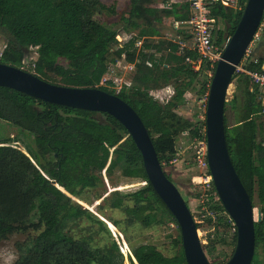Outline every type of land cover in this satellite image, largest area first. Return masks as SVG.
I'll use <instances>...</instances> for the list:
<instances>
[{
    "label": "trees",
    "instance_id": "16d2710c",
    "mask_svg": "<svg viewBox=\"0 0 264 264\" xmlns=\"http://www.w3.org/2000/svg\"><path fill=\"white\" fill-rule=\"evenodd\" d=\"M129 1L127 16H121L116 24L118 29L96 19L97 15H116L115 5L107 6L101 0H0V35L4 39L0 63L22 68L52 84L97 88L118 96L142 120L164 168L163 164L175 159L181 134L186 133L189 139L197 136L198 116L187 120L177 111L187 92L200 96L208 92L214 68L204 60L198 70L193 68L199 56L191 50V35L184 27L176 31L186 44L183 49L161 35L164 17L179 23L190 19L188 2ZM246 1L210 5L215 45L221 47L232 36ZM121 33L127 38L120 41ZM261 42L264 49V39L257 43ZM34 49L37 56L24 69V59ZM122 55L133 69L129 85L117 93L111 80L101 82L109 64ZM245 56L240 63L244 71L264 73V54ZM232 86L231 98L224 105L225 139L234 169L252 201L256 197V207L261 211V221L254 224L251 263L259 264L258 249L264 255V99L245 72L234 73ZM166 87L173 89V95L161 102L152 92ZM96 114H102L104 121L96 119ZM4 127H17L29 140L23 146L31 159L12 146L19 139L5 135ZM102 171L109 178L119 171L144 185L134 191H112L99 211L105 207L119 210L126 224L132 216L146 221L143 211L151 209L152 226L176 228L171 241L176 252L172 256H165L151 244H139L133 248L130 264H187L177 222L148 182L140 152L116 119L0 87V241L30 229L38 232L19 249L12 264H124L119 244L111 238L106 223L73 200L98 187ZM99 198L96 194L94 201ZM202 205L206 211L221 214L203 219L217 234L215 240L208 239V252L212 253L219 243L218 233L228 232L232 222L217 196ZM108 221L118 228L121 224ZM81 222L92 226L75 236L73 229ZM200 225L196 222L197 229ZM235 242L236 230L232 247Z\"/></svg>",
    "mask_w": 264,
    "mask_h": 264
},
{
    "label": "water",
    "instance_id": "95a60500",
    "mask_svg": "<svg viewBox=\"0 0 264 264\" xmlns=\"http://www.w3.org/2000/svg\"><path fill=\"white\" fill-rule=\"evenodd\" d=\"M264 12V0H247L241 18L217 62L209 85L205 112L207 163L218 199L236 227V242L224 264H251L255 254L254 224L261 211L245 190L231 162L224 130V105L232 77L244 58ZM0 87L24 93L46 103L105 113L127 131L141 154L148 182L175 218L187 264H210L193 215L158 161L152 139L137 113L118 96L97 88L52 84L21 68L0 63ZM256 214V218H255Z\"/></svg>",
    "mask_w": 264,
    "mask_h": 264
},
{
    "label": "rangeland",
    "instance_id": "374dc122",
    "mask_svg": "<svg viewBox=\"0 0 264 264\" xmlns=\"http://www.w3.org/2000/svg\"><path fill=\"white\" fill-rule=\"evenodd\" d=\"M101 2L107 6L113 4L116 7V15L114 16H96V19H98L105 25H116L121 16H127L130 6L129 0H101ZM232 3L233 2H230V4ZM161 5L162 4H159L158 6ZM219 26L221 27L222 25L220 24ZM115 28L119 29L120 25H116ZM160 29L161 35L164 39H168L177 43L179 41L183 42L176 35L177 30L174 28L173 19H171V17H164L162 19ZM126 38L127 35L121 33L117 39L121 41ZM3 43L4 39L2 35H0V52L2 51ZM262 43L263 42L259 44L254 43L253 45H251V48L249 47L246 55H253L252 58L261 57L264 54ZM36 56L37 51L34 49L32 50L31 54L24 59V69H28L31 59L35 58ZM112 65L113 72L108 76L105 75L104 78L108 79L109 77V79L113 80L114 87L116 88L129 79V76L132 72V70L130 69H132L133 65L126 63L124 60H116V62ZM170 89L172 88L170 87ZM232 89L233 86L231 85L229 87L227 100L231 98ZM166 90L167 87L159 89L158 91H153L152 93L155 95L154 97L156 99L161 102H165L169 96V93ZM199 97L200 95H196L194 91L187 92L184 97V103L180 105L177 111L178 114L187 120L196 119V117L203 113L204 110L202 105L198 104ZM95 118L100 121H104V116L102 114H96ZM4 132L5 135L7 134L11 137H16L19 139L18 142L13 143L12 146L28 158L29 154L25 151L23 145L29 140L21 136V134L19 133V129L17 127L12 129L4 127ZM188 140L189 138L186 133H183L179 136L176 144V161L164 166L163 169H165L164 171H166V173L170 175L176 188L182 195L183 199L186 201L195 222L201 223V228L198 229L199 239L203 244V250L208 261L210 262V264H224L227 260H229L234 249L231 244L233 230L231 228L226 233H218L216 241H219V243L216 244L215 249L212 253L208 252V239L210 238L212 240H215L217 234L214 232V229L212 227H209L205 223H203L204 217L202 218L201 214L202 192L199 193V187H196L192 183V177L195 176L198 172L193 165V153L187 150ZM29 159L31 158L29 157ZM142 185H144L143 182L125 178L120 174L119 171H115L110 178L107 176L105 171H102L100 176V185L98 187L85 192L80 199L73 198L76 203L89 210L97 218L106 223L111 238L116 240L119 244L120 252L124 256V264H130L129 257L132 256L133 248L139 244H151L165 256H172L176 252V249H174L171 244L172 237H174L176 234V228L173 225L152 226L154 218L152 216L153 214L151 209H146L143 211V218L147 217L146 221L141 222L137 219L136 216H132L133 218L131 217L132 219L128 220L126 224L122 223V221L124 220V215L119 210L105 207L102 212L99 211V205L102 206L104 204V200L112 191H134L140 188ZM96 194H98L100 198L99 200L94 201ZM197 194H200V198L196 197ZM253 203L255 205L254 208L256 213V197H254ZM220 215L221 214H216L214 218H217V216ZM108 219L119 221L121 223L119 228L111 224ZM91 226L92 225L89 222H81L77 228L73 229L75 232L74 235L78 236L79 234L85 233L86 230H88V228ZM37 234V231L30 229L27 232L17 233L11 235L6 240L0 241V264L14 263L19 256V249L23 245L29 244ZM258 259L259 264H264V255L262 254L260 249H258Z\"/></svg>",
    "mask_w": 264,
    "mask_h": 264
},
{
    "label": "built area",
    "instance_id": "2783aa9c",
    "mask_svg": "<svg viewBox=\"0 0 264 264\" xmlns=\"http://www.w3.org/2000/svg\"><path fill=\"white\" fill-rule=\"evenodd\" d=\"M186 2H188L190 6L191 17L186 22H180V23L174 22L173 23L174 28L177 30L179 28L182 29V27H184L183 29H186L185 31L191 35L192 45L190 48L191 50L195 51L199 56V60H197L196 63H192L194 64L195 70L199 69V65L202 60L206 61L209 64L210 69L212 68L215 69V66L217 62L220 60L221 55L225 49V46L228 40L221 47L215 45V43L213 42V30L215 28V19L210 17L209 7L213 3H221L224 6H229L232 0H186ZM262 19H261V22L258 26L256 33L253 36L252 43L249 46L250 48H251V45H253L254 43H257L264 39V12H263ZM140 44H141L140 42H137V46H140ZM178 44L180 45L181 49L186 47L185 42L179 41ZM0 56H1V52H0ZM119 60L125 61V56L122 55L119 59H117V61ZM132 69H133V66H132ZM236 71L245 72L246 74H248L251 77L252 81L256 85H258V87L261 89L263 93V99H264V73L263 72L262 73L261 72H246L243 70V68L240 65L237 67ZM112 72H113V65L111 63L110 68L108 67L106 76H108ZM117 73H118V70H117ZM209 75L211 76L212 74H209ZM109 80H111L109 79V77L108 79L103 78L101 83L104 84L106 81H109ZM111 81L112 83L114 82L113 80ZM128 85L129 83L125 81L122 85L116 88L114 87V88L116 92L118 93L123 86H128ZM166 91L169 93L168 97L173 95V90L170 89V87H167ZM198 99H199L198 104L202 105L204 110H203V113H201L198 116L199 127L197 131V136L188 140L187 150L193 153L192 161H193L194 168L197 170L198 173L192 177V183L196 187H199V189L201 190L202 192L201 203L203 204L205 203L207 199H212L215 196H217V193L216 191L215 192L213 191L214 185H213L212 177L209 173L207 157H206L207 156V143H206L205 112H206V106H207V100H208V92H206L204 95H201ZM175 161L176 159H174L171 163H174ZM163 166H166V165L163 164ZM206 208H207L206 206L202 205V212H203L202 218L205 216H209V215L212 218H214L216 214H220V212L215 213L213 212V210L206 211ZM224 213L225 215H227L225 211ZM231 228L234 233L236 230V227L233 224V222H232Z\"/></svg>",
    "mask_w": 264,
    "mask_h": 264
},
{
    "label": "crops",
    "instance_id": "0c3cea01",
    "mask_svg": "<svg viewBox=\"0 0 264 264\" xmlns=\"http://www.w3.org/2000/svg\"><path fill=\"white\" fill-rule=\"evenodd\" d=\"M186 0H168L167 2H168V4H172V3H180V2H185ZM232 2H233V0H232ZM234 3V2H233ZM232 3V4H233ZM231 5V4H230ZM171 19H173V18H171ZM175 21L173 20V23H174Z\"/></svg>",
    "mask_w": 264,
    "mask_h": 264
}]
</instances>
